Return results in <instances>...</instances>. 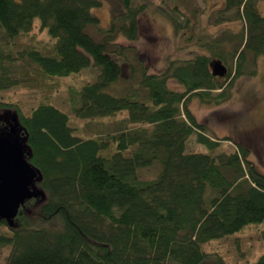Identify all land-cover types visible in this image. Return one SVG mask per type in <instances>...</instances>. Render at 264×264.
<instances>
[{
  "label": "trees",
  "instance_id": "16d2710c",
  "mask_svg": "<svg viewBox=\"0 0 264 264\" xmlns=\"http://www.w3.org/2000/svg\"><path fill=\"white\" fill-rule=\"evenodd\" d=\"M217 1L219 19L239 21L241 34L212 39L204 45L207 53L148 74L117 41L140 38L145 4L115 0L111 22L102 27L92 10L104 0H0V91L88 68L94 80L69 91L73 114L94 120L126 113L112 130L85 138L54 105L42 102L24 114L0 102V113L14 111L25 159L38 173L34 191L44 195L35 212L39 226L0 219V264H202L213 258L202 245L264 221V173L245 150L185 151L193 133L211 149L220 144L203 134L188 108L193 95L216 105L229 98L210 62L226 65V81L244 73L249 55L264 56L259 0ZM159 10L176 31L187 27L177 6ZM36 19L51 43L16 48ZM127 69L138 74L137 86L119 89ZM169 80L184 90L170 89ZM6 117L0 116L1 135L12 123ZM156 163L157 176L142 179L140 171ZM254 264H264V254Z\"/></svg>",
  "mask_w": 264,
  "mask_h": 264
},
{
  "label": "rangeland",
  "instance_id": "374dc122",
  "mask_svg": "<svg viewBox=\"0 0 264 264\" xmlns=\"http://www.w3.org/2000/svg\"><path fill=\"white\" fill-rule=\"evenodd\" d=\"M135 1L145 4L140 15V38L130 42L120 37L117 41L131 48L130 61L137 68L145 69L148 74H161L171 62L175 66L179 61L207 53L204 47L207 42L232 33L241 34L242 31L239 21L219 19L218 11L222 8V3L217 0H165L164 3L162 0ZM113 5H116L115 0H104L101 7L92 10L100 19L102 27L110 24ZM160 5L168 9L177 6L184 18L189 20L187 27L176 31L161 14ZM257 9L264 16V0H259ZM222 15L227 18L231 14ZM38 25L39 21L36 19L33 30L15 41L16 48L21 49L27 45L44 47L51 43L47 31H40ZM95 36L99 37V34ZM242 70L244 73L241 76L236 77L232 73L226 81V77L220 78L221 83L227 85L226 92L229 94V98L222 103L216 105L212 101H202L196 95L190 97L188 108L196 121L204 125L203 134L220 144L211 149L199 142L198 134L193 133L186 141L185 151L214 155L222 151L243 149L247 153V159L264 173V56L257 55L254 58L249 55ZM126 72L128 81L121 82L119 89L122 86H137L138 74L130 75L129 69ZM94 78L93 70L88 68L66 78L36 77L32 87H13L0 91V102L18 106L24 114H28L42 102L51 104L69 116V125L75 129L76 136L88 138L102 135L106 130H112L126 113L113 118L79 119L73 114L70 105V89H78ZM168 87L177 91L184 90L174 80L168 81ZM218 92L219 90L215 91L212 96ZM13 112L8 110L0 113V116L7 115L9 119L14 116ZM13 124L12 122L11 125ZM158 172L159 165L156 163L141 170L140 176L149 180L155 178ZM32 188H36L35 183ZM43 199L44 195L38 192L36 197L26 200L13 219V225L22 228L39 226L41 222L36 219L35 212ZM263 237L264 221L248 225L225 238L212 240L202 245V249L213 258L202 264H254L264 254Z\"/></svg>",
  "mask_w": 264,
  "mask_h": 264
},
{
  "label": "water",
  "instance_id": "95a60500",
  "mask_svg": "<svg viewBox=\"0 0 264 264\" xmlns=\"http://www.w3.org/2000/svg\"><path fill=\"white\" fill-rule=\"evenodd\" d=\"M213 77L223 78L228 68L221 60L209 64ZM7 135L0 134V219L13 223L20 206L36 192L32 188L38 173L25 159L24 143L17 137L16 118Z\"/></svg>",
  "mask_w": 264,
  "mask_h": 264
}]
</instances>
